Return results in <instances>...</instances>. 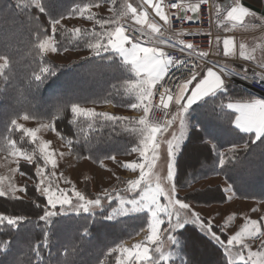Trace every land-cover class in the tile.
<instances>
[{
	"label": "trees",
	"instance_id": "obj_1",
	"mask_svg": "<svg viewBox=\"0 0 264 264\" xmlns=\"http://www.w3.org/2000/svg\"><path fill=\"white\" fill-rule=\"evenodd\" d=\"M76 1L82 0H40L39 6L28 1L0 0V55L8 61L0 73V148H9L14 142L23 149L35 150L34 142L14 122L24 115L51 121L78 159L100 163L112 156L130 154L137 143L139 135L133 121L127 118L113 123L103 118L79 117L73 122L70 110L72 104L129 108L135 96L128 90L127 82L135 78L129 67L111 51L63 64L40 49L41 41L51 35L58 50L83 49L89 42L86 37L76 38L67 27L52 30L50 22L73 12ZM123 8L124 5L120 9ZM122 17L126 15H120L119 20ZM251 96L247 89L227 84L223 92L198 106L199 115H194L188 138L176 158L177 187H190L193 181L221 175L236 197L264 201V137L255 140L252 135L238 132L233 126V115L222 106L224 100ZM205 139L220 152L237 146L235 156L220 166L217 151L201 142ZM37 162L20 163L21 170L35 180L26 184L27 198L0 194V215L25 217L15 227L6 222L0 225V264H117L116 254L109 250L145 230L148 214L139 212L111 220L105 212L62 214L58 210L46 224L39 220L46 197L36 185L35 169L43 164ZM91 187V181L85 180L82 193L94 199ZM223 190L221 185L196 188L178 198L197 205L221 204L227 201ZM46 230L47 247L43 246ZM176 235V258L170 264H228L225 250L193 225H185ZM221 238L226 242L229 235L224 231ZM156 259L150 260L165 264Z\"/></svg>",
	"mask_w": 264,
	"mask_h": 264
},
{
	"label": "snow or ice",
	"instance_id": "obj_2",
	"mask_svg": "<svg viewBox=\"0 0 264 264\" xmlns=\"http://www.w3.org/2000/svg\"><path fill=\"white\" fill-rule=\"evenodd\" d=\"M115 2V0H113ZM146 4H151L155 10V15L160 18L169 28L172 27V19L183 21H194L198 16L201 7L208 3V0H193L187 7L184 4L179 3V0H169L171 9H176V13L172 16L168 15L164 10L162 3L155 2V0H145ZM91 5L84 4L81 6L77 4L74 13H79L81 16L85 15V10L90 8ZM40 11L43 12L44 8L40 6ZM127 12L131 13V18L135 20L136 25L147 24L151 29V33L145 31L143 27H132V32L136 33L131 37V47H125L126 43H129V36L125 34V29L122 27H115L112 30H103L98 33H94V42L88 43V47L92 50L95 55H99L101 51L105 52L109 49L119 53L125 60L126 63L130 64L136 76L139 78L138 83L131 86L133 91H137L138 103L131 105L133 109L142 108L145 116L142 117L138 123L142 126L140 129L143 139L140 143L133 147L130 151L133 153H139L140 156L145 160V163L133 161L131 164H125L124 167L131 168L135 171L137 168L140 169L139 178L127 181V187L123 190L125 193L132 192L136 193L139 190L138 195L133 198H126L121 196L120 193H116L113 196L112 193L105 190L103 197L96 196L94 199H88L80 191H72V195L76 197V201L72 202L69 195L66 193L67 189H57L56 191L48 190L47 192L41 193L42 196L46 197V206L43 207V213L39 216V220L44 221L46 224L50 221V218L56 216L59 212L64 211H84L88 212L91 209L97 208L102 205V199L108 201L119 200V206L112 209V214H123L139 211H147L149 214L147 231L150 235L147 236V241L156 242L158 234L161 231V225L165 224L163 232L167 234L166 238L171 245L178 243L176 233L185 228V225H193L202 235L206 236L214 243L222 247L225 252L231 255L228 246L240 245L241 249H247L248 244L245 242V238H251L259 240L264 237V221H261L258 225L257 221L252 220L244 225V227L236 232L234 235L227 238L226 242L221 238L226 225H215L210 220L205 221L198 213L190 212L187 216L181 214V210H188L190 208L189 203L177 197V186L174 182L175 178V156L177 150L180 148L181 142L186 138L187 123L185 120V113L188 111L190 106L200 100L202 97L214 93L217 89H220L224 84L227 77L230 75V71L225 72L222 65L213 63L212 67L202 66L198 63H190L186 59H176L171 55L161 50L158 47L142 46L140 40L148 37L147 42L149 44H163L165 41L159 36H153L152 34L160 33V26L148 20L147 12H140L138 8L132 7L130 4L127 5ZM213 11L219 24L223 26L225 31L229 30V25H234L235 22H242L244 18L248 16H255L250 9L246 8L242 4V0H232L231 6L227 9L221 7V4L216 3L213 0ZM194 15H188V13ZM88 19H93L91 12H88ZM55 25L59 21L53 20L50 22ZM96 23L100 25L101 29H104L105 25H111V20L97 19ZM73 35L79 34L82 29L71 30ZM190 34V33H188ZM115 37V38H114ZM107 39V43H103L104 39ZM127 38V39H125ZM181 45L180 50L182 52L187 51L188 55H193L195 52V46L192 43H185L183 40L179 42ZM210 47H214L217 55L221 52L225 57L235 54L236 44L230 37L223 38L217 36L215 42L209 41ZM169 47H175L176 45L169 43ZM240 56L246 60H250L252 57L245 55V45H239ZM209 55L208 52H200L197 57L200 60H204ZM188 63V74L184 78L178 79L176 82L169 81L162 83L166 80L167 73L171 66L176 64ZM211 63L210 61H206ZM262 71L260 73L253 72V76L256 78V82L264 86V64L260 65ZM218 69V70H215ZM245 73L247 70H244ZM143 73V75H141ZM163 88V91H159L156 86ZM155 89V90H154ZM158 95L160 99V107L165 110V115L170 116L163 125L152 124L147 120V114L153 107L152 100L154 96ZM170 104L174 107L175 111L169 113L168 109ZM228 109L234 110L235 115L232 119L235 125L247 133H254L255 138L259 139L264 137V100H252L249 102H236L230 101L226 104ZM70 110L73 114V122L79 117H89L93 120L103 118L104 120L111 121L113 123L119 122L122 118L109 115L108 113H96L92 109H85L78 104H72ZM177 121L179 122V134L175 131L171 133V139L167 140V175L166 181L168 182V188L165 190L157 182L155 186L152 184L154 173H151V169L155 166L157 159V150L159 148V141L157 140V133L163 134L172 128ZM92 127V124H89ZM202 143L208 144L213 148V151H217L218 162L220 166L225 165L231 161V157L235 156L237 146H232L228 152H220L216 148L212 141L202 140ZM243 148L246 145H242ZM146 153H150L148 156ZM115 160V156L109 157ZM147 169V171H146ZM231 190V185L225 188L223 191L226 193ZM26 191V189H22ZM163 197L167 201L166 204L160 202V198ZM231 199V197H225ZM40 207L39 204H37ZM59 206V209H58ZM178 206V207H177ZM161 214L166 218L162 219ZM111 218V217H109ZM25 220L24 216H6L0 215V225L6 222L7 226L15 227L18 223ZM218 229V231H217ZM187 231V229H185ZM48 231L44 233V244L47 247ZM7 247V243H4L3 248ZM261 251H248L247 258L241 255L240 260L242 264H258L256 257L264 259V241L261 242ZM134 249L139 251H130L124 248L123 245H117L111 248L110 254L117 253H129L131 260L130 264H135L136 260H140L141 264L143 261H149V264H156L155 261H151L149 258V248L143 247L142 243L134 245ZM142 249V250H140ZM156 252L160 253L161 260H169V254H165L159 247L155 249ZM40 264V262H39ZM118 264H125L122 256L118 257ZM228 264H236L235 260H229Z\"/></svg>",
	"mask_w": 264,
	"mask_h": 264
},
{
	"label": "rangeland",
	"instance_id": "obj_3",
	"mask_svg": "<svg viewBox=\"0 0 264 264\" xmlns=\"http://www.w3.org/2000/svg\"><path fill=\"white\" fill-rule=\"evenodd\" d=\"M18 1H22V2L28 1L31 4H35L37 6L40 5V0H18ZM77 2L78 1L75 2V5L74 7H72V9H75L77 4H80L81 6H83L84 4H89L91 5V7L85 10L84 16H81L79 13L71 12L69 15L56 19V21H59V23L55 25L52 24V30L54 32L58 27H67L69 28V30L82 29L83 31H81L79 34H76L74 36L76 38L86 37L89 39L88 43L94 42V33L115 28V25L116 23H118L117 21L119 20L120 15H125L127 13L126 8H127V4H129V0H115V2H113V0H82L80 3ZM123 5L125 6V9L124 8L120 9ZM122 10L124 11L122 12ZM88 12L92 13L94 17L93 19L90 20L87 18ZM97 19L111 20L112 23L111 25H105L104 29H101L100 25L96 23ZM88 43L83 47V49L67 48L63 50H58L56 46L55 37L54 35H51L43 39L39 46L41 51L44 54L48 55L55 62L66 64L90 55L98 56L95 55L92 52V50L88 47ZM103 43L105 44L107 43L106 38L104 39ZM109 52L110 50L105 52L101 51L99 55H103V54L105 55ZM7 65H8L7 59L0 55V73L7 67ZM127 83L129 87L128 90L130 92L135 93V96L133 98L134 102H132L131 105L138 103L139 101H138L137 91H133L131 88V86L137 84L138 81L136 79H133L131 81H128ZM106 105H110V104H104V105L85 104L80 106L84 107L85 109H92L96 113H108L109 115L125 118V116L122 114L116 115L109 111L102 112L101 107ZM129 108H131V106H129ZM139 110H143V109L140 108ZM144 116L145 113L141 114L140 116L138 115L133 117L130 116L127 117V119H129L130 121H133L132 124L134 125L133 126L134 130L137 131L139 135L135 146H137L140 143V141L143 139L140 132L142 126L139 125L138 121ZM87 118L92 119L89 117ZM185 120L187 123V129L189 130L190 121H189V117L187 118V115H185ZM14 122L17 128L24 131V134L27 135L32 142H34L36 147L35 150L33 149L32 151H29L19 147L17 143L11 142L9 148L6 149L0 148V194L1 195H5V196L8 195L14 198L15 197L27 198L26 191H22V189H26V184L27 183L33 184L35 180L31 179L29 175H27L24 171L21 170L20 163L25 162L31 164L35 161L37 162V160H40L43 163L42 165H39L35 169L36 185L38 187V192L40 194L43 192H47L49 189L52 190L53 192L56 191L57 189L60 190L67 189L69 191L66 194L69 195L70 200L72 202H75L76 197L71 194L72 191L75 190L82 192V189L84 187V181L85 180L91 181L92 179L94 183V187L92 185L91 188L96 196L99 195L103 197L105 190L112 193L113 196H115L116 193H120L121 196H124L129 199L133 198L135 195H138L139 190H137L136 193H132V192L125 193L123 190L127 187V181L139 178L140 169L137 168L135 171H133L131 168H128L130 172L127 171L124 172L126 173V176H124L125 178L120 177L121 173L123 172L122 170L124 168H127L123 166L124 165L123 159L126 156L131 157L127 159L130 161H128V163L126 164H131L133 161L145 163V160L140 156L138 152L123 154L124 156L116 155V156H121L122 158L124 157L123 159L120 160H117L116 158L115 160H110V158H107L103 160V161L106 160L107 161L105 162L106 163L105 166L101 168L99 166L91 164L90 162H88V160L85 161L84 158L78 159L77 157L72 155L71 152L69 151L67 142L61 137V135L58 132H56L53 123L51 121L36 120L24 115L16 119ZM188 130L186 132V136L188 134ZM173 131L179 134L178 121L167 132H164L163 134L157 133L159 148L157 150V159L155 161V166L151 169V173H154L152 179L153 186H155V184L159 182L160 186L165 190H167L168 188V182L166 181V175H167L166 141L172 138L171 133ZM162 135H164V138H162ZM178 151L179 149L177 150V152ZM146 155L150 156L151 154L146 153ZM127 160L125 159V161ZM120 178L123 180L119 181ZM113 184H115L114 187ZM206 187L209 186L194 187L193 189L196 188L203 189ZM189 188L192 187H185V188L177 187L178 189L177 197L178 195H184L185 193H187L181 189H189ZM160 202L162 204L167 203V201L164 200L163 197L160 198ZM189 205L190 208L188 210H181L182 215L187 216L190 212L198 213L200 216L201 214L210 215L209 217L213 218V220L216 221L217 223H222L220 221H224L221 224V225H226L224 230H228L229 226L230 228H233L235 224L238 222H239V226L241 225V227H239L238 229V231H240L246 223L252 220L257 221L258 225L260 224L261 221H264V203H260V202L251 203V202L240 201V203L236 204V206L234 204H230L229 206H221V205L218 206L214 204H209L207 206H196L191 203H189ZM118 206H119V200L108 201L107 199H102L101 206L91 209L88 212L64 211L60 213L62 214L82 213L86 215L87 214L92 215L96 212L98 213L105 212L108 218L111 217L109 218L111 220L119 219L125 215H132L139 212H146L148 214V212L145 210L139 212L129 211L128 213L113 215L112 209ZM240 208L243 209V211L241 212L243 219L240 218V213H239V210H241ZM234 209H236L237 211L235 212ZM222 213H224L225 218H222L223 216ZM227 214L228 216H226ZM161 218L165 219L166 221V218L163 216V214H161ZM240 222L243 224H240ZM160 227H161V231L158 234L157 241L150 242L147 241L146 239V241L142 243V246L149 248L150 259L157 257L156 259L157 261L160 260V261H164L165 264H169L170 260L174 258L172 247L175 245L170 244V242L166 238L167 234L163 232V228L166 227V222ZM143 231L146 232V236L150 235V233L147 231V227ZM143 239L144 237L141 234H139L137 235V239L134 240L127 239L122 242H119L117 245L122 244L124 248H127L132 252L139 251L137 249H134V245H136L137 243H141ZM262 241H264V237H261V239L259 240H254L246 237L245 242L248 244L247 249H241L240 245L236 244L235 246H228L231 253L230 256L228 252L226 253L229 259L235 260V262H242L240 260V256L243 255L245 256V258H247L249 250L251 251L262 250L260 247ZM117 245H115L114 247H116ZM157 247H159L161 251L166 255L169 254L170 259L161 260L160 253L155 251ZM120 256H122V258L124 259L125 264H130L131 257L129 253H117L116 254L117 264H118V257ZM255 259L258 262V264H264V259H262L261 257H256ZM249 263L252 262L249 261ZM135 264H141V261L136 260Z\"/></svg>",
	"mask_w": 264,
	"mask_h": 264
},
{
	"label": "crops",
	"instance_id": "obj_4",
	"mask_svg": "<svg viewBox=\"0 0 264 264\" xmlns=\"http://www.w3.org/2000/svg\"><path fill=\"white\" fill-rule=\"evenodd\" d=\"M223 1L224 0H217L216 3L221 4V7H222ZM155 2L162 3V5L164 7L165 0H155ZM231 3H232V0H230V3H228L223 8H225V9L229 8L231 6ZM129 4L132 7L138 8V10L140 12H147L149 21L155 22V23H157L158 20L161 21L160 18L155 15V10L152 8L151 4H146L145 0H132V2H130ZM129 4H127V5H129ZM242 4H243L244 7L250 9L253 13H255V16L254 17L253 16H248V17L244 18V20L242 22H235L234 25L230 24L228 26L229 29H233L234 32L232 34H230V35H226V36L222 37L221 40L223 38L230 37V38H232L234 40V42H235L237 47H236V51H235L234 55L225 57L223 55V53H222V46H221V52H220L219 55H221L223 57V59H222V61H220V65H222L224 67V69H227V70H234V71H237V72L245 74V75H253V72H256L257 70L261 69L260 65L264 64V0H242ZM125 15L131 21H133L135 23V20L133 18H131V13L130 12H127ZM215 20H216V29L218 31H224L223 26H221L219 24V21L216 19V16H215ZM117 22L118 23H116L115 27L119 26V27L124 28L121 25L120 20H118ZM139 26H141V27H143L145 29H150L147 24H143V25H139ZM112 29H114V28H112ZM125 34H126V31H125ZM125 39H127V38H125ZM129 41H130L129 43L125 44V47L130 48L131 47V43L136 42V41H132L130 38H129ZM240 44H244L245 45V55L252 57L250 60H246V59H244L243 57L240 56V51H239V45ZM141 45L142 46H146V45H143V44H141ZM109 50L112 53H114L127 67H129V69L132 71V73L135 76L134 79H136L138 81L139 78L136 76V74L133 71L131 65L126 63L124 58L119 53L115 52L112 49H109ZM215 70H218V69H215ZM244 70H247L246 73H245ZM205 72H206V69H205ZM141 75H143V73ZM227 84L228 83L225 80L224 84L222 85V87L220 89H217L214 93H210V94L202 97L200 100L194 102L190 106L188 111L184 114V115H187V118L189 117L190 127H189L188 134H187L186 138L181 142L179 151L177 152L178 154H179L183 144L185 143V141L188 138L190 129H191L192 125H193V117H194V115H199V113L197 111L198 110V106L202 102H204L206 99H208L210 97H214V96L220 94L221 92H223L225 90V87H226ZM248 91L252 94V96L249 97V98L224 100L222 106L225 109V111L230 113V114H232L233 116L235 115L234 110L228 109L226 107V104L228 102H230V101L249 102V101L257 100V99L258 100H264V95L256 93V92H253L251 90H248ZM171 107H172V112H174L175 111L174 107L172 105H171ZM139 109H133L132 107L131 108H121V107L115 106L113 104L101 107V111L102 112L109 111V112L114 113L116 115L122 114V115L125 116V118H127L129 116L130 117L138 116V115L140 116L144 112H143V110H139ZM233 126H234V128H236V130L238 132L246 134V135H252L254 137V139L257 140L255 138L254 133H247V132L243 131L242 129H240L239 127H237L235 125L234 120H233ZM162 138H164V135H162ZM260 138H262V137H260ZM177 155L175 157V178H176V173H177V166H176ZM115 158L117 160H120V159H123L124 157L122 158L121 156H115ZM129 158H131V157L130 156H126L123 159L124 160V163H123L124 165L126 163H128V161H130V160H127ZM125 159L127 161H125ZM84 160L85 161L88 160V162H90L91 164H94V165L99 166L101 168H103L105 166V164H106L105 162L107 161L106 160V161H102L99 164H97V163L95 164V162L93 163L88 158H84ZM110 160H112V159H110ZM121 162H123V161H121ZM122 171L123 172L121 173V176H120L121 178H125L124 177V176H126V173H124L125 171L130 172V170L128 168H124ZM175 178H174V182H175ZM91 181H92V185L94 187L93 180L91 179ZM214 185H221L223 187V189H225V188L229 187L230 183L221 175H212V176L204 177V178H201L199 180L191 182L190 183V187H192V188L181 189V190H183L184 192H188L189 190H192L194 187H205V186H214ZM226 196L227 197L230 196L231 199H227V201L224 202V203L214 204V205L229 206L230 204H234L236 206V204H239L240 201L241 202H251V203H254V202L264 203V201H259V200H256V199H245V198L242 199V198L236 197L234 195L232 187H231V190L226 192ZM191 204H193V203H191ZM194 205H196V206H207V205H197V204H194ZM234 210H235V212L237 211L236 209H234ZM242 211H243V209L239 210L241 219H243V216H242V213H241ZM222 215H223L222 218H225L224 213H222ZM201 216L207 218L208 220H210L212 223H214L216 225H221L224 222V221H220L222 223H217L216 221L213 220V218L209 217L210 215H207V214H205V215L201 214ZM226 216H228V214ZM240 224H243V223L240 222ZM239 227H241V225L239 226V222H238V223L235 224V226L233 228H230V226H229V229L228 230H224V231L229 236H232V234H234L235 232H238ZM140 234L144 237V239L141 241V243H144L146 241V239H147L146 232L143 231ZM134 239H137V237L136 238H132L131 240H134ZM175 246L172 247L174 258H172L171 260L176 258V249H175L176 247ZM171 260H170V262H171Z\"/></svg>",
	"mask_w": 264,
	"mask_h": 264
},
{
	"label": "built area",
	"instance_id": "obj_5",
	"mask_svg": "<svg viewBox=\"0 0 264 264\" xmlns=\"http://www.w3.org/2000/svg\"><path fill=\"white\" fill-rule=\"evenodd\" d=\"M191 2H193V0H179V3L184 4L185 7H187ZM164 9L166 13L170 16H172L173 13H176L177 15L180 14L177 13L176 9L170 8L169 0H165ZM188 15L194 14L189 12ZM120 23L124 27L126 34L129 36L130 39L133 35H136V33L132 32V27H141L139 25H136L128 17H122ZM157 24L160 26V33H155L152 35L159 36L165 41V43L159 45L149 44L147 42L148 37H145L144 39L139 41L141 44L149 47H158L169 55H171L173 58L186 59L190 63L201 64L202 66H205V69L206 67H212L213 63L220 65V61H222L223 59L221 55L216 54L214 47H210L209 41L211 40L214 43L217 36L222 38L234 32L233 29H229L228 31H218L216 29L215 13L213 11V0H208V3L204 4L201 7L199 14L194 21L181 22L176 18H173L171 28L165 25L163 21L158 20ZM145 31L151 33V29H145ZM181 40H183L185 43H192L195 46L196 50L193 55L190 56L188 55L187 51L182 52L180 50L181 45L179 44V42ZM169 43L174 44L176 46L169 47ZM200 52H208L209 55L205 57L204 60H200L197 58ZM206 61H210L211 63L206 64ZM188 68V63L176 64L171 66L167 73L166 80L162 83H167L169 81L176 82L178 79L184 78L188 74ZM224 70L225 72L230 71V75L226 79L228 84L241 86L247 90H251L253 92L264 95V86H262L260 83H257L256 78L253 75H245L234 70ZM261 71L262 69H259L256 72L260 73ZM156 88H158L159 91H163V88H159V85H157ZM152 105L153 107L149 110L147 114L148 122L152 124L163 125L165 121L170 118V116H166L165 110L159 106L160 99L158 95L154 96L152 100ZM168 112H172L171 104L168 109Z\"/></svg>",
	"mask_w": 264,
	"mask_h": 264
},
{
	"label": "water",
	"instance_id": "obj_6",
	"mask_svg": "<svg viewBox=\"0 0 264 264\" xmlns=\"http://www.w3.org/2000/svg\"><path fill=\"white\" fill-rule=\"evenodd\" d=\"M228 3H230V0H224L222 3V7H225Z\"/></svg>",
	"mask_w": 264,
	"mask_h": 264
}]
</instances>
